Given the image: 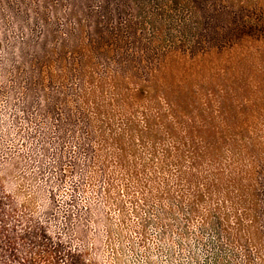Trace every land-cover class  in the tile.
<instances>
[{
	"label": "rangeland",
	"instance_id": "1",
	"mask_svg": "<svg viewBox=\"0 0 264 264\" xmlns=\"http://www.w3.org/2000/svg\"><path fill=\"white\" fill-rule=\"evenodd\" d=\"M71 2L0 0V264H41L50 255L61 264H264L253 246L247 263L239 243L220 232L228 225L250 242L253 225L264 242V0H197V9L162 0L133 22L115 18L101 26L102 54L83 52L89 58L82 61V80L61 81L59 91L60 81L55 77L49 87L48 74L41 92L50 100H27L30 79L40 92L36 70L58 67L51 55L57 39L76 29ZM75 2L86 8V0ZM99 7L98 0L90 2L91 9ZM82 19L85 31L97 26ZM154 22L164 26L158 53L195 43L193 53L207 54L199 75L184 81L203 95L178 102L192 111L188 117L198 132L180 152L165 130L145 138L125 128L130 119L134 130H144L142 108L159 104L166 113L164 102L124 110L110 92L102 96L89 84L105 75L122 86L144 84L159 57L149 45ZM77 33L85 42L86 34ZM84 92H93L87 101ZM199 136L210 150L194 162L187 147L201 149ZM233 180L238 183L228 187ZM250 187L259 194L261 218L252 223L251 216L235 228L239 207L224 223L222 215L235 210L222 203L221 192L247 201ZM205 212H211L208 222Z\"/></svg>",
	"mask_w": 264,
	"mask_h": 264
},
{
	"label": "trees",
	"instance_id": "2",
	"mask_svg": "<svg viewBox=\"0 0 264 264\" xmlns=\"http://www.w3.org/2000/svg\"><path fill=\"white\" fill-rule=\"evenodd\" d=\"M84 4L86 5V8L84 10L80 9V4L76 3L75 0L71 2V8H70V17L73 19L76 29L72 30L67 34V38L65 39H57V44L54 45L55 49L51 51V55L53 57V64H57L58 67L53 68L52 65L47 66H40L36 70V74L38 76L39 84H38V91L37 92L34 89V82L30 79L29 85L27 86V91L31 95H28L26 93L27 100L30 99V97L33 98L36 97V99L42 100L49 99L46 94H43L41 91H44L47 86H45L44 78L47 77L49 74V87H52L55 85L57 81L59 82V85L57 87V90L62 91L63 90V82L67 81L69 78H77L78 80H82L85 74L82 73L81 68L83 64V59L89 58L83 52L87 53H94V51H97L100 55L102 54L100 52L101 46H99L100 42H103L106 39V36H101V26L107 27V23L113 21L115 18L122 19L125 18L129 22H133L136 15L139 13H143L144 9L149 4H153L154 6H159L162 3V0H98L100 3V7L98 10H93L90 8V2L92 0H86ZM174 6L181 5L183 3H187L190 5V3H194L195 9H197V0H170ZM195 1V2H194ZM200 3V2H199ZM164 12V10H163ZM158 15H163L162 11L158 13ZM82 16H86L88 21L93 25L97 24L95 28H91V31H85V27L82 24ZM101 20V21H100ZM195 25H198V22L194 23ZM83 25V26H82ZM215 26V25H214ZM215 30V28H213ZM78 32L77 34H86L87 38L84 42L83 40L76 39L75 32ZM143 32V30L141 31ZM164 33V26L160 22H154V33H153V39L149 41L150 48H152V54L157 57V60L155 61V66L153 68H150V72L147 74V80L144 84H137L136 82L132 81L126 83L127 86H122V84L118 81V79L115 76L112 75H105L104 77L100 78L98 82L91 81L89 84L91 85L90 88L94 89L97 92H100L102 96L105 95L104 91L110 92V94L113 97H116L117 103H119L124 110H129L136 108L139 104H142L144 106L145 103L147 104H154L158 101L164 102V104L167 105L166 113L162 112L161 107L159 104H156L155 107H146L144 106L142 108L143 110V116L145 120V129L144 130H134L135 125L133 124V121L128 119L127 123L125 124L126 131L129 133H140L142 137L145 138H154L156 137V132L158 130H165L169 136L174 141V151L180 152L181 148H179L180 144L186 143L189 141L190 143L197 138L194 127V120L192 118H189L188 116L191 115V110H189V107H186L185 109H182L180 104L178 102L182 98H192L199 97L203 94L200 93L199 88H195L192 85H185L186 79L190 76L199 75V69L202 67L199 65L200 61L205 59L206 53L203 52H194V48H196L195 43L188 49L185 50L183 48V44L179 43L176 46L169 48L165 52L158 53V48L156 45H160L162 42V35ZM108 50V49H107ZM106 51V50H105ZM161 54V55H160ZM71 55V57H70ZM89 55V54H88ZM200 55V58H198ZM24 61L26 59L24 58ZM119 62V60H118ZM117 62V65L120 63ZM41 65V64H40ZM191 66V67H187ZM119 70H124L122 66H119ZM128 73H130L129 78L131 79L132 72L130 69H127ZM52 71V73H51ZM51 73V75H50ZM29 74V73H28ZM117 74H120V71L117 72ZM30 75V74H29ZM45 76V77H44ZM56 77V82L54 78ZM88 77H92L89 75ZM82 78V79H81ZM21 79V78H20ZM23 79V78H22ZM59 79V80H57ZM63 81V82H61ZM42 82V83H40ZM55 82V83H54ZM85 83V81H84ZM108 84V86H106ZM106 88V89H105ZM93 92H84L83 97L84 99L90 96ZM208 95H211L209 93ZM52 101L57 100L56 96H52ZM34 99V98H33ZM32 99V100H33ZM50 100V99H49ZM86 101L89 99H85ZM114 101V100H113ZM47 113L50 115L54 114V103L50 102L47 104ZM151 112H155V116H151ZM186 119V121L184 120ZM70 118L68 116L69 121ZM96 124L98 125L97 130H103L101 117L99 115L95 114ZM83 124L90 130L91 121L88 119L83 118L82 119ZM204 128L208 127V123L204 122L203 124ZM183 130H180L182 129ZM202 132V131H200ZM197 140V139H196ZM201 144V149L198 148H192V146L188 145V157L191 160H194V162L200 161L204 156H206L209 153L210 146L207 147V141L204 137L202 139L199 136L198 140ZM122 153V151H121ZM185 153V152H184ZM183 154V151L180 153ZM121 155V154H120ZM165 155H170V151H166ZM187 155V154H186ZM238 182L233 180L232 183H229L230 188H233L235 184ZM240 186V184H239ZM237 192H240V188H237ZM250 197L246 201V198L242 197L241 194H236L234 197H238V202L234 200L233 196L231 195V192H229V195L225 192H221L223 196V204L230 203V206L235 210L234 212H230L227 214L222 215V221L224 223L229 222V215L231 213H235L237 216V210L239 207L243 208V213L238 215L236 217L235 222H233L232 226H235V228H240L242 222L245 221V219H249L251 216H253V221L258 220V217L261 218V215L259 213V205L257 204L259 199V194H256L255 190L250 187ZM242 193V192H241ZM264 195H262V198ZM201 200L200 196H195V201L198 203ZM241 200V201H240ZM262 200V199H261ZM194 212V210H192ZM206 213V212H205ZM203 214V217H205V221L208 222L210 213ZM239 213V212H238ZM243 216V217H242ZM251 223V224H252ZM231 226V227H232ZM250 228V235L251 240L250 242H243L240 241L241 237L238 236L237 233H234V227L230 228V226H226L223 229H220V232L225 234L227 238L233 243H239V246L242 248V250L245 253V261L247 263H250V254H249V247L252 248V246L255 248L258 255L264 256V242H261L259 236L260 232L257 229L253 228V225L248 226ZM49 259H45L43 263L41 264H61V258H53L48 256ZM71 259V258H70ZM67 264H91L86 261L78 262V263H67Z\"/></svg>",
	"mask_w": 264,
	"mask_h": 264
}]
</instances>
